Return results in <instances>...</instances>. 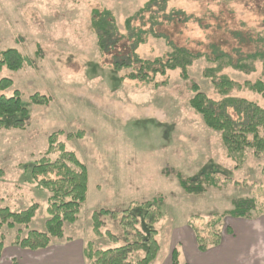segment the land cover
I'll use <instances>...</instances> for the list:
<instances>
[{
	"label": "rangeland",
	"instance_id": "rangeland-1",
	"mask_svg": "<svg viewBox=\"0 0 264 264\" xmlns=\"http://www.w3.org/2000/svg\"><path fill=\"white\" fill-rule=\"evenodd\" d=\"M146 2L0 0V52L16 48L33 58L39 48L42 54L33 66L20 71L4 68L1 73L14 81L8 94L19 90L29 115L7 116L9 124L22 121L20 128H0V170L4 171L0 205L21 211L38 203L29 227L44 231L50 194L29 183L33 163L45 155L54 132L83 130V139L60 137L89 174L87 200L77 222L67 226V236L84 244L93 241L98 248L122 245L125 236L114 217H104L103 231L111 230L117 241L95 234L94 211H122L162 195L164 216L156 226L161 249L151 264H171L173 248L182 251L180 264L187 263L186 253L194 264L197 243L191 228H203L214 214L233 208L235 199L255 198L261 215L254 213L251 219L227 216L216 229L226 237L234 232L228 227L237 230L252 224L254 228L245 231L264 244V157L248 150L238 165L227 155L220 133L209 129L189 104L195 94L193 83L210 98L220 99L211 80L204 77V70L214 64L200 58L190 68L189 80H183L179 71L158 77V82H165L158 85L122 80L129 71L116 72L113 61L129 54L132 41L121 39L105 54L98 46L91 26L93 10L111 11L122 34L126 19ZM169 5L192 16L187 23L160 28L179 46L210 53L216 45L234 58L235 49L247 54L264 50V0H169ZM136 52L141 58L155 59L165 56L168 47L164 39L149 35ZM254 66L255 71L249 73L225 67L220 74L240 83L264 81L263 62L257 60ZM37 92L50 96L52 102L33 105L29 98ZM232 95L264 107V97L247 88L235 89ZM177 172L193 178L215 173L230 182L221 189L212 187L202 195H191L180 186ZM19 228L27 233L24 226ZM2 233L10 246L16 230L4 228Z\"/></svg>",
	"mask_w": 264,
	"mask_h": 264
},
{
	"label": "trees",
	"instance_id": "trees-1",
	"mask_svg": "<svg viewBox=\"0 0 264 264\" xmlns=\"http://www.w3.org/2000/svg\"><path fill=\"white\" fill-rule=\"evenodd\" d=\"M192 18L182 9L170 7L169 0H147L145 5L130 15L125 21V32L119 34V28L111 11L105 9L92 11L91 26L98 38V46L103 54L112 50L121 39L132 41L130 52L126 56H116L113 61V69L116 72L127 70L122 80L129 78L156 85L158 77H166L169 72L179 71L183 80H189V70L192 65L202 57L214 64L204 70V77L211 80L220 99L210 98L197 83H193L189 104L201 115L205 125L221 135L223 147L227 155L242 164L248 150L258 158L264 157V107L254 101L243 97L233 96L235 89L247 88L264 97V81L259 78L255 82H237L226 74H220L225 67L246 73L255 71L254 62L260 60L264 64V50L254 53H242L235 49L236 58L231 53L212 45L209 52H195L185 46L177 45L160 28L170 23H187ZM138 21V24L136 22ZM159 29V30H158ZM117 34H119L117 36ZM164 39L168 47L165 56L155 59L141 58L136 52L137 48L145 43L147 37ZM42 59L41 50L38 48L33 58L25 55L19 49L8 48L0 52V128H20V120L12 124L6 122L7 116L21 114L29 115V110L23 103V96L17 89L12 94L14 81L1 76L4 68L20 71L28 66L35 65ZM33 105L47 106L52 98L45 94L34 93L30 96ZM61 136L66 139H83L85 132L65 133L63 130L54 132L49 137V147L45 155L33 163L31 184H37L43 190L49 192L46 220V229L40 231L30 229L29 225L36 216L39 204L34 203L21 211H13L9 206L0 205V258L6 248L4 228L16 230V236L11 241V246H18L32 251L46 249L56 240H71L73 237L66 235L68 225L75 224L80 211L87 200L89 174L87 166L79 159L74 151L68 150ZM52 156H55L54 158ZM4 171L0 170L1 179ZM182 189L191 195H202L209 188H223L229 184L228 179H220L215 173H206L198 178L185 177L180 172L176 173ZM1 200V199H0ZM164 201L162 195L148 202H140L131 205L122 211L100 209L94 211L92 223L95 234L98 237L107 236L114 242L116 235L111 231H103L104 217H114L125 236L126 243L108 248H98L93 241L84 244L83 256L87 264H151L161 249L158 239L157 224L162 220L164 213L161 205ZM255 214H262L255 198H240L233 201V208L221 214H214L205 222L204 227L191 228L200 252H207L210 248L222 243V235L216 226L230 216L238 219H251ZM24 226V230L17 227ZM228 231H232L228 227ZM144 251L142 256L140 252ZM12 264H21L16 258ZM171 264H180V252L178 248L171 251Z\"/></svg>",
	"mask_w": 264,
	"mask_h": 264
},
{
	"label": "crops",
	"instance_id": "crops-1",
	"mask_svg": "<svg viewBox=\"0 0 264 264\" xmlns=\"http://www.w3.org/2000/svg\"><path fill=\"white\" fill-rule=\"evenodd\" d=\"M230 227L234 232L223 236L222 243L204 252V255L194 245V249L191 247L196 257L194 264H264V244L258 239L255 240L256 238L253 239V235L245 231L246 227L254 228L252 224L237 227V230L235 226ZM182 248L183 246L180 247L181 250ZM83 249L84 241L74 238L56 240L46 249L36 251L10 245L4 249L0 264H12L13 258L21 264H87ZM179 252L181 258L182 251ZM185 256L187 261L185 264H191L192 260L188 258L187 253Z\"/></svg>",
	"mask_w": 264,
	"mask_h": 264
}]
</instances>
